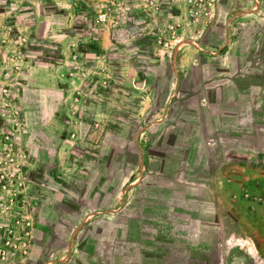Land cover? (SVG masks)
I'll use <instances>...</instances> for the list:
<instances>
[{
  "label": "rangeland",
  "instance_id": "1",
  "mask_svg": "<svg viewBox=\"0 0 264 264\" xmlns=\"http://www.w3.org/2000/svg\"><path fill=\"white\" fill-rule=\"evenodd\" d=\"M198 1L0 0V264H264V0Z\"/></svg>",
  "mask_w": 264,
  "mask_h": 264
},
{
  "label": "crops",
  "instance_id": "2",
  "mask_svg": "<svg viewBox=\"0 0 264 264\" xmlns=\"http://www.w3.org/2000/svg\"><path fill=\"white\" fill-rule=\"evenodd\" d=\"M174 61H175L174 59H171L170 60L171 63H173ZM157 66H159L158 60L156 58H154V59L150 58L148 61H146V64H145L144 68H136L135 67L136 68V71H135L136 74H139V71H140V72H142V74H145V75L147 74V76L150 75L149 80L147 78H142L141 77L139 79V82H137V85L139 86L141 92H143V96L150 97L153 94L152 93L153 91H155V92L157 91L156 86L159 85L160 82H162L161 78L159 77L158 73L156 72V67ZM179 82H183V79L182 80H179V77H177L176 79H172V80L168 81V84L170 86H172L171 87V90L174 91V87H177V85H178ZM174 92H176V90ZM172 96H174L173 93H172ZM97 112H99V110ZM261 114H262V116H264V113H261ZM103 115H106V114H103ZM255 117H259V114H255L254 115L252 113V115H251L252 123L250 122V124L253 127V129L255 127H257L256 124L258 123V121H256L258 118H255ZM203 132H204V134L206 135V138H207L206 140H207V147H208V149L209 148L210 149L212 148L210 146H215L216 144L219 145L218 137H217L216 134H210V133H207L206 134L207 131H205V130H203ZM103 139L105 141L106 134L103 135ZM248 140H247L248 142H246L248 148H251V149H253V148L254 149L259 148L261 150H264V145H263L264 143L263 142L261 144H258L259 146H256L255 145L256 144L255 143V133L253 132V130L251 131V136H250V138ZM208 145H210V146H208ZM233 159H231V158L230 159L222 158L219 162H215V164L216 165H219V166H222V165H225V164L226 165L227 164L229 165V164L235 162V161L234 162H231ZM102 160H104V159H102ZM99 162H100V160H99ZM120 180H121V182L123 181V183H124L125 180H126L125 179V176L122 177V179H120ZM122 190H125V187H123V189H121L120 191H117V192H115L114 189H113L112 192L111 191H108L107 192V195L112 196V198H116V197H119L120 196V194L122 193ZM105 191L106 190H103V189H95L92 193H93V196L96 197V200H97L98 197L103 198V196L105 195L104 194ZM110 205L111 204H109V205L103 204L100 207H109Z\"/></svg>",
  "mask_w": 264,
  "mask_h": 264
},
{
  "label": "built area",
  "instance_id": "3",
  "mask_svg": "<svg viewBox=\"0 0 264 264\" xmlns=\"http://www.w3.org/2000/svg\"><path fill=\"white\" fill-rule=\"evenodd\" d=\"M190 3L189 4H191V10L194 12L195 11V9H196V5H198L200 2L198 1V0H188Z\"/></svg>",
  "mask_w": 264,
  "mask_h": 264
},
{
  "label": "trees",
  "instance_id": "4",
  "mask_svg": "<svg viewBox=\"0 0 264 264\" xmlns=\"http://www.w3.org/2000/svg\"><path fill=\"white\" fill-rule=\"evenodd\" d=\"M43 52V54H45V55H47V54H51L50 56H52L54 53H55V51H53V50H44V51H42Z\"/></svg>",
  "mask_w": 264,
  "mask_h": 264
}]
</instances>
